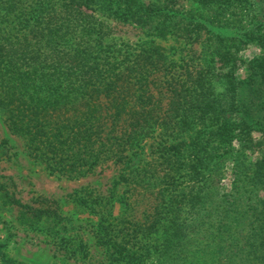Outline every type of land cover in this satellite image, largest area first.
<instances>
[{
	"label": "trees",
	"instance_id": "1",
	"mask_svg": "<svg viewBox=\"0 0 264 264\" xmlns=\"http://www.w3.org/2000/svg\"><path fill=\"white\" fill-rule=\"evenodd\" d=\"M196 1L209 12L182 19L178 8L144 0H0V112L33 161L78 180L138 161L156 139L172 173L185 169L189 182H215L220 164L234 163L230 190L205 194L220 196L207 217L216 215L228 245L211 238L210 220L194 216L188 226L159 215L140 234L98 227L103 264H264V137L252 135H264V75L234 76L242 41L223 30L227 0ZM115 21L154 36L204 32V59L181 65L154 39L119 43ZM14 202L39 221L61 216Z\"/></svg>",
	"mask_w": 264,
	"mask_h": 264
},
{
	"label": "rangeland",
	"instance_id": "2",
	"mask_svg": "<svg viewBox=\"0 0 264 264\" xmlns=\"http://www.w3.org/2000/svg\"><path fill=\"white\" fill-rule=\"evenodd\" d=\"M144 1L178 8L182 19L189 18L190 13L201 16L209 12L196 0ZM226 4L223 30L227 37L238 36L242 41L238 52L242 59L234 76L246 80L259 72L264 75V0H227ZM112 25L119 43L154 39L171 50L181 65H197L204 59L207 41L204 32L175 29L165 36H154L134 24L115 21ZM259 117L264 121V113ZM252 135L256 139L264 137L258 130ZM4 139L8 143L0 147V178L5 187L0 192V242L5 259L11 260V264H103L107 246L100 239L98 227L109 225L108 229L114 235L119 232L121 237L134 229L135 234H140V228L150 225L159 215L185 219L188 226L194 224V216L202 221L210 220L211 238L223 239L228 245V234L218 227L216 215L207 217L210 208L214 210L218 205L220 196L218 199L216 194H205L209 186H215L221 194L230 190L235 179L231 160L221 163V170L209 177L215 178V182H189L185 169L182 175L172 173L169 160L165 161L156 151L158 140L151 139L143 160L141 156L138 161L123 165L108 163L75 180L52 174L43 164L33 161L0 112V142ZM261 152L260 149L252 156L254 161L262 158ZM122 175H125L123 179ZM82 189L84 200L77 198ZM15 200L22 205L58 211L61 216L39 221L38 215H28ZM168 205H174L173 209ZM226 218L221 222L226 224ZM154 249L156 256L158 247ZM0 264H9L3 262L2 253Z\"/></svg>",
	"mask_w": 264,
	"mask_h": 264
}]
</instances>
